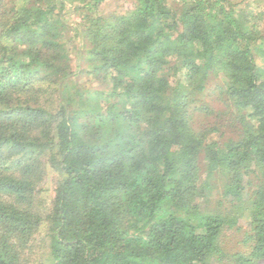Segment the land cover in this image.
Returning a JSON list of instances; mask_svg holds the SVG:
<instances>
[{
    "label": "trees",
    "instance_id": "16d2710c",
    "mask_svg": "<svg viewBox=\"0 0 264 264\" xmlns=\"http://www.w3.org/2000/svg\"><path fill=\"white\" fill-rule=\"evenodd\" d=\"M106 1L0 0V264H264V0Z\"/></svg>",
    "mask_w": 264,
    "mask_h": 264
},
{
    "label": "rangeland",
    "instance_id": "374dc122",
    "mask_svg": "<svg viewBox=\"0 0 264 264\" xmlns=\"http://www.w3.org/2000/svg\"><path fill=\"white\" fill-rule=\"evenodd\" d=\"M133 4V0H108L104 3H102L98 9V13L101 14H108L111 12H117V13H121L124 12L125 9H129L132 7ZM74 7V6H73ZM72 7L71 10L66 11L64 14L67 13V20L66 23L68 24L67 26L70 29L69 32V37L71 38L72 41H70V55L72 57V64H73V71L76 74H80V77L77 78V82L79 84H83V85H87V86H92L94 87L96 84L90 80H88V78L86 76L83 75V70L85 69V66H83L82 62L80 61V55H81V51L83 48V41L79 38V37H75L76 31L74 28L79 26V18L77 16H70L72 10L74 9ZM260 59H258L257 61H259ZM261 61H259V63H261ZM222 183L224 182H220V187L216 190H214L211 193V201L212 203L210 205H208V208L212 209L215 204H216V200L220 199V195H219V191L221 189V186L223 185ZM225 206L228 208L231 205V201H227V200H223ZM205 203L203 202L202 204V208H205ZM35 244L37 245V248L35 249V251H33V254H31L32 256V260H31V264H49V261H47V258H44V255L48 254V245H46L45 243V236L42 234H39L36 237L35 240Z\"/></svg>",
    "mask_w": 264,
    "mask_h": 264
}]
</instances>
